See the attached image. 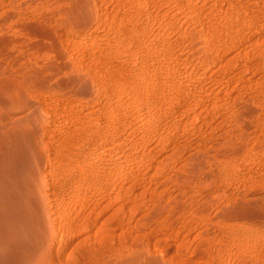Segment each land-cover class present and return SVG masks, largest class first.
I'll return each mask as SVG.
<instances>
[{
  "label": "rangeland",
  "instance_id": "374dc122",
  "mask_svg": "<svg viewBox=\"0 0 264 264\" xmlns=\"http://www.w3.org/2000/svg\"><path fill=\"white\" fill-rule=\"evenodd\" d=\"M226 1L0 0L2 260L123 232L133 264H264V2L229 31ZM148 78L171 98L139 106Z\"/></svg>",
  "mask_w": 264,
  "mask_h": 264
},
{
  "label": "bare ground",
  "instance_id": "6f19581e",
  "mask_svg": "<svg viewBox=\"0 0 264 264\" xmlns=\"http://www.w3.org/2000/svg\"><path fill=\"white\" fill-rule=\"evenodd\" d=\"M259 2H264V0H228L226 1L225 4V10L228 12L229 17L231 18V23L230 26H228L226 29L231 31L232 28L240 26L241 28H243L244 26H248L252 19H253V15L259 13V8H262V6H259ZM87 4V3H86ZM81 5V4H80ZM81 8V7H80ZM19 24V23H18ZM21 26V25H19ZM6 41V40H5ZM217 42H212L210 41V45H218V46H224L225 44L221 43L219 40H216ZM4 44V43H3ZM207 53V54H205ZM205 53L201 54L200 56H202L204 58V67L203 70L201 71V73L196 76L194 78V89H195V93L197 94V96H199V98L201 99V94L203 91L206 92L205 96H210V95H216L217 93H214V91H221L224 88V85L222 84V82L217 83L216 87H207L206 88V83L208 81H210V78L216 74V70L214 69L213 66V61L211 59L210 56V52L206 51ZM209 58L211 60H209ZM211 61V62H210ZM227 71H222L221 74H217V78L222 80L221 78L224 77L225 73ZM166 81V83H164ZM163 80V82H159L158 80H156L155 78H148L147 79V85L144 87V92L146 93L145 96H141L138 97V105H148L149 102H165L167 99L171 98L169 92L166 91V88L168 89L169 86H171L170 84L174 83V81L166 79ZM86 85V84H85ZM83 86V85H81ZM86 89V86H84ZM83 88V87H82ZM87 90V89H86ZM143 92V93H144ZM3 91L0 90V94H2ZM199 94V95H198ZM2 97V95H1ZM5 98V93L4 96L2 97V99ZM217 100V101H216ZM218 99L213 100V102L211 103L212 108H217L220 105H217ZM198 104V103H197ZM239 110V109H238ZM236 112V111H235ZM149 112L146 111V109H141V114H147ZM122 142L120 141H116V142H112L111 143V148H112V152H115L116 150H120L122 149V155L123 154H128L129 152L127 150H129V148H125L123 149L122 146ZM1 146V145H0ZM3 146V145H2ZM223 148V146H222ZM1 149V148H0ZM24 150V149H23ZM220 150V149H219ZM224 150V149H223ZM222 151V150H221ZM5 153V151H3ZM2 152V153H3ZM8 154V153H7ZM121 155V157H122ZM3 156V155H2ZM6 156V155H5ZM7 157V156H6ZM131 157V155L128 156H124V158L122 160L119 161V165H124L128 162V158ZM2 158V157H1ZM8 158V157H7ZM26 159V158H25ZM2 160V159H0ZM16 160V159H15ZM29 160V159H28ZM5 161V160H4ZM10 161V160H8ZM24 161V160H23ZM25 162V161H24ZM29 162V161H28ZM21 163V162H20ZM7 165V164H6ZM25 165V164H24ZM27 165V164H26ZM225 165V164H224ZM4 166V165H3ZM22 166V165H21ZM223 167V165H221ZM225 166H229V165H225ZM224 166V168H225ZM24 167V166H23ZM29 167V166H28ZM230 167V166H229ZM225 168V173H227L228 175H231V168ZM26 169V168H25ZM10 170V169H9ZM223 170V169H222ZM1 171V170H0ZM32 171V169H31ZM28 172V170H27ZM34 172V171H33ZM23 173V172H22ZM6 174V173H5ZM8 174V173H7ZM10 174V173H9ZM24 175V174H23ZM22 175V176H23ZM36 175V174H35ZM225 175V174H224ZM7 176V175H6ZM12 176V175H11ZM30 176H33L30 174ZM25 178V177H24ZM34 178V177H33ZM37 178V177H36ZM35 179V178H34ZM29 180V178H28ZM35 181V180H34ZM33 181V182H34ZM7 182V181H6ZM25 182V180H24ZM27 182V181H26ZM4 183V182H3ZM10 184V183H9ZM25 184V183H24ZM32 185V184H31ZM35 185V184H34ZM38 185V183H37ZM16 186V185H15ZM18 187V186H16ZM29 187V186H28ZM24 188V187H23ZM36 190V189H35ZM39 190V189H38ZM4 193V192H3ZM7 193V192H6ZM26 194V193H25ZM5 195V194H4ZM25 196V195H24ZM34 196V195H33ZM42 197V196H41ZM30 198V197H29ZM1 199V198H0ZM17 200V199H15ZM29 200V199H28ZM37 200V199H36ZM42 200V199H40ZM22 201H24V199H22ZM26 201V200H25ZM34 201V200H33ZM2 202V201H1ZM16 203V202H14ZM2 204V203H1ZM26 204L27 201H26ZM30 204V203H29ZM28 204V205H29ZM39 204V203H38ZM18 205V204H17ZM16 205V206H17ZM42 204H40L41 206ZM173 205V203H172ZM175 206H177L175 204ZM24 208V207H23ZM172 208V207H170ZM176 208V207H175ZM7 209V208H6ZM16 209V208H15ZM26 209V208H25ZM44 209V208H43ZM4 210V209H3ZM2 210V211H3ZM39 210V209H38ZM171 210V209H170ZM174 210V209H173ZM14 211V210H13ZM176 211V210H175ZM16 212V211H15ZM36 212V211H35ZM38 212V211H37ZM174 213V211H172ZM28 213V212H27ZM40 213V212H39ZM2 214V213H1ZM8 214V213H7ZM40 215V214H39ZM38 215V216H39ZM42 215V214H41ZM170 215V214H169ZM9 216V215H8ZM25 216V215H24ZM28 216V215H27ZM171 216V215H170ZM26 217V216H25ZM23 218V217H22ZM43 217H41L42 219ZM46 218V217H45ZM7 219V218H6ZM37 220V219H36ZM7 221V220H6ZM5 223V222H4ZM24 223H27L24 221ZM43 223V222H42ZM41 223V226H42ZM23 224V223H22ZM44 224V223H43ZM29 225V224H28ZM45 225V224H44ZM49 225V224H48ZM47 225V226H48ZM41 226H39L41 228ZM46 226V225H45ZM15 227V226H14ZM49 227V226H48ZM10 228V227H9ZM27 228V227H26ZM45 228V227H44ZM33 229V228H32ZM31 229V230H32ZM42 229V228H41ZM21 230V229H20ZM48 230V229H47ZM47 230H40L41 232H46L48 233ZM6 233V232H5ZM66 233V232H65ZM39 234V232H38ZM44 234V233H43ZM49 235V233H48ZM67 235V233H66ZM31 236V235H30ZM47 236V235H45ZM44 236V237H45ZM61 236V232L58 235L59 238L55 239H49L48 241H44L41 240L43 243L36 245L38 252H42L44 251V255L45 253H47L49 256L48 260L44 259L46 257H41L39 256V258L33 259L35 260L34 262H30L32 264H82L85 260H89L88 262L91 264H133L135 261V257H134V253L139 249V243L138 241L136 242L133 239L130 238V236L127 233H119V234H109V233H94V236H92L93 238H91L90 241V236L84 238V239H80L79 241H77L76 243L72 244L71 247L68 248V245L65 243L64 240H61L62 237ZM65 237V235H63ZM10 237V236H9ZM43 237V238H44ZM49 237V236H48ZM41 238V237H40ZM25 239V238H24ZM42 239V238H41ZM63 239V238H62ZM23 240V239H22ZM51 240V241H50ZM66 240V239H65ZM33 241V240H32ZM40 241V240H39ZM50 241V242H49ZM93 243H90V242ZM6 242V241H5ZM19 242V241H18ZM48 242V243H47ZM10 243V242H9ZM38 243V241H37ZM70 244V243H69ZM32 245V244H31ZM49 246L50 250L47 251V246ZM13 246V245H12ZM70 246V245H69ZM27 247V246H26ZM24 248V247H23ZM25 249V248H24ZM32 249V248H31ZM45 249V250H44ZM35 250V249H34ZM46 251V252H45ZM141 251V250H140ZM35 253V252H34ZM249 253V252H248ZM10 254V250H7L4 253V256H8ZM143 254V253H142ZM145 254V253H144ZM27 255V254H26ZM42 255V254H40ZM139 255V253H138ZM252 255V254H251ZM28 256V255H27ZM142 256V255H141ZM145 257V256H144ZM251 257V256H250ZM10 258V257H9ZM32 258V257H31ZM36 258V257H34ZM65 260H64V259ZM102 258V259H100ZM141 258V257H140ZM146 258V257H145ZM1 259V258H0ZM8 259V258H7ZM30 259V258H29ZM152 259V258H151ZM64 260V261H63ZM147 260V259H146ZM146 260H143V262H145ZM5 261V260H0ZM134 261V262H133ZM150 261L149 259L147 260V262ZM152 261V260H151ZM154 261V260H153ZM9 262V261H8ZM27 262H24V264ZM145 262V264H151V263H147ZM1 263V262H0ZM4 263L7 264V262L5 261ZM136 263V262H135ZM10 264V263H8ZM15 264V263H13ZM29 264V263H28ZM144 264V263H143Z\"/></svg>",
  "mask_w": 264,
  "mask_h": 264
}]
</instances>
